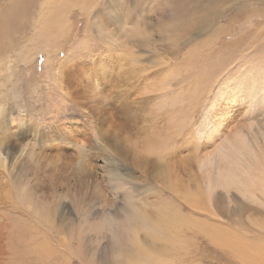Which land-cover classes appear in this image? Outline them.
Returning a JSON list of instances; mask_svg holds the SVG:
<instances>
[{
	"label": "rangeland",
	"instance_id": "obj_1",
	"mask_svg": "<svg viewBox=\"0 0 264 264\" xmlns=\"http://www.w3.org/2000/svg\"><path fill=\"white\" fill-rule=\"evenodd\" d=\"M176 1L0 0V264L264 255V0H193L214 17L180 38ZM131 200L187 223L135 254L105 224Z\"/></svg>",
	"mask_w": 264,
	"mask_h": 264
},
{
	"label": "bare ground",
	"instance_id": "obj_2",
	"mask_svg": "<svg viewBox=\"0 0 264 264\" xmlns=\"http://www.w3.org/2000/svg\"><path fill=\"white\" fill-rule=\"evenodd\" d=\"M196 2L197 1L193 2V0H177L174 4L175 18L180 19L179 25L177 26V30L175 31L177 32L176 34L179 38L184 36L187 37L188 35H190L192 30H195L198 27L201 28V24H204L203 20H201V14H205L208 17H214L215 11H213V9H211L210 7L208 9H203L199 6H196ZM192 9H195L196 11H192ZM51 16L54 17L53 14ZM52 22L55 23V20H53ZM60 22H62L61 19ZM53 29L54 33L55 27ZM0 112L3 114L4 111L0 110ZM13 120L17 121H14L12 123L14 124L15 129H13L12 132H8L7 134H10V136L16 138L18 136L24 135L25 133H28L27 131L20 133L22 131L20 130L21 127L24 126L23 120L12 119L11 122ZM1 128L5 129L6 126H2ZM1 134H4L3 131H0V135ZM9 143L10 140L8 142V138H1L0 136V152H6L5 154H7L9 151H12L15 148L14 144L10 146L8 145ZM13 154H15V152ZM241 184L248 190L259 189L261 191H264V181L262 182L256 174L251 175L247 179V182L242 180ZM129 198L130 197H127L126 200L128 201ZM125 210L128 212V217L125 218L122 222H120L118 219H111L105 222V224H108L110 222L111 225L109 227L111 228V230L109 231L111 232L112 238L116 239L118 243H121V245L124 244L126 241L132 243L134 246L135 254L137 251H140V254L143 253L140 250L143 247H138L140 245V238L138 237L137 231L142 229L153 238H166L168 233H173L176 230L183 228L187 223V220H185V217L182 214V210L173 213L161 210L160 212H165L167 215H163L155 220L151 219L152 221H155V223L146 222V218H148V216L145 213L147 212H143V210L137 204L133 203L132 200L126 204ZM123 224L129 225L130 228L136 227V229H132L133 233L127 234ZM239 231H241V229H239ZM234 234H237V236L234 235V242L232 243L230 248L231 251L234 253L233 255L235 256V258L240 260L239 262L245 264H264V255H262V252H259V254H250L244 247L239 232H235Z\"/></svg>",
	"mask_w": 264,
	"mask_h": 264
},
{
	"label": "clouds",
	"instance_id": "obj_3",
	"mask_svg": "<svg viewBox=\"0 0 264 264\" xmlns=\"http://www.w3.org/2000/svg\"><path fill=\"white\" fill-rule=\"evenodd\" d=\"M146 222H148V223H155V221H152L151 218H146Z\"/></svg>",
	"mask_w": 264,
	"mask_h": 264
}]
</instances>
